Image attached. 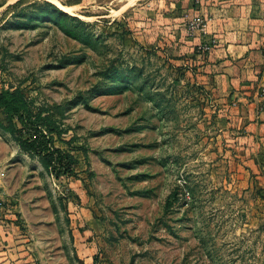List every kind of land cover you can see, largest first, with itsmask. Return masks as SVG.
<instances>
[{
    "label": "rangeland",
    "instance_id": "rangeland-1",
    "mask_svg": "<svg viewBox=\"0 0 264 264\" xmlns=\"http://www.w3.org/2000/svg\"><path fill=\"white\" fill-rule=\"evenodd\" d=\"M19 1L0 0V93L21 92L73 159L48 172L0 126L36 264H264V152L207 45L177 44L144 3Z\"/></svg>",
    "mask_w": 264,
    "mask_h": 264
},
{
    "label": "crops",
    "instance_id": "crops-1",
    "mask_svg": "<svg viewBox=\"0 0 264 264\" xmlns=\"http://www.w3.org/2000/svg\"><path fill=\"white\" fill-rule=\"evenodd\" d=\"M140 3L159 13L163 8V29L172 33L170 39L177 44H206L208 69L217 68L221 71H213L214 75L240 84L229 92L233 101L228 108L236 110L239 122L248 132L246 137L261 142L256 149L263 153L264 0H125L121 10ZM1 165L0 187L13 211L0 225V264H36V248L31 239L34 226L29 220L33 217L30 209L36 208L34 201L29 204L25 196L18 194V182L15 184L13 177L19 167ZM24 222L27 228L22 225Z\"/></svg>",
    "mask_w": 264,
    "mask_h": 264
},
{
    "label": "trees",
    "instance_id": "trees-1",
    "mask_svg": "<svg viewBox=\"0 0 264 264\" xmlns=\"http://www.w3.org/2000/svg\"><path fill=\"white\" fill-rule=\"evenodd\" d=\"M26 1L17 2L13 8L22 5ZM76 4L78 3L73 5ZM0 111L6 122V126L1 124L0 126L13 136H19L17 140L22 151L39 158L48 172H53L55 175L61 173L72 174L73 159L54 146L53 136L56 132L52 128L49 118L40 117V115L32 117L29 105L21 92L5 90L0 93ZM15 118L21 121L25 131L16 129ZM22 134L28 137L24 141L20 137Z\"/></svg>",
    "mask_w": 264,
    "mask_h": 264
},
{
    "label": "built area",
    "instance_id": "built-area-1",
    "mask_svg": "<svg viewBox=\"0 0 264 264\" xmlns=\"http://www.w3.org/2000/svg\"><path fill=\"white\" fill-rule=\"evenodd\" d=\"M1 176V174H0ZM12 209L7 204V202L4 200L3 192L0 187V225L4 224L6 222V216L11 215Z\"/></svg>",
    "mask_w": 264,
    "mask_h": 264
},
{
    "label": "bare ground",
    "instance_id": "bare-ground-1",
    "mask_svg": "<svg viewBox=\"0 0 264 264\" xmlns=\"http://www.w3.org/2000/svg\"><path fill=\"white\" fill-rule=\"evenodd\" d=\"M61 9H63V11H65V12H69L70 10L69 9H65V8H63V7H60Z\"/></svg>",
    "mask_w": 264,
    "mask_h": 264
}]
</instances>
